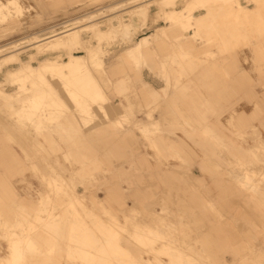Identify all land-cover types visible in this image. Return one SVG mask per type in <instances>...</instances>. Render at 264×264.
Returning <instances> with one entry per match:
<instances>
[{
    "label": "rangeland",
    "instance_id": "374dc122",
    "mask_svg": "<svg viewBox=\"0 0 264 264\" xmlns=\"http://www.w3.org/2000/svg\"><path fill=\"white\" fill-rule=\"evenodd\" d=\"M195 1L0 6V264H264V0ZM240 4L252 11L238 15ZM93 24L111 31L96 41ZM74 26L107 73L5 81L45 58L87 59L85 46L39 45ZM144 32L152 55L124 56ZM77 245L91 254L79 258Z\"/></svg>",
    "mask_w": 264,
    "mask_h": 264
},
{
    "label": "bare ground",
    "instance_id": "6f19581e",
    "mask_svg": "<svg viewBox=\"0 0 264 264\" xmlns=\"http://www.w3.org/2000/svg\"><path fill=\"white\" fill-rule=\"evenodd\" d=\"M11 0H8V2H3V1H1L0 0V6L1 5H3L2 6V9L3 10H5L10 4H12L11 2H10ZM194 2H196L195 0H193ZM154 2V1H153ZM193 2V3H194ZM130 3V2H129ZM134 3V2H133ZM149 4H150V2H148ZM173 3V2H172ZM111 4V3H110ZM152 4V3H151ZM163 4H164V2H163ZM165 5H166V3H165ZM164 5V6H165ZM12 6V5H11ZM143 6V5H142ZM141 6V7H142ZM147 6L148 5H144V7H146L147 8ZM211 6V5H210ZM144 7H142V8H144ZM237 7V6H236ZM119 8V7H118ZM22 9V8H21ZM116 9V8H115ZM8 10V9H7ZM132 10V9H131ZM130 10V11H131ZM135 11H136V8L134 9ZM139 10H140V12H139ZM148 10V9H147ZM147 10H142L141 8L140 9H138V12L140 13V15H146L147 17H148V14H147ZM162 10V9H161ZM238 15L239 14H241V13H243V12H245V11H252L250 8H244L241 4L238 6ZM16 11H17V9H16ZM129 11V12H130ZM133 11V10H132ZM15 12V11H14ZM22 12V11H21ZM128 12V13H129ZM137 12V11H136ZM160 12V11H159ZM175 13H177V14H180L181 13V16H179V15H177L178 17H180V18H182L183 19V17H184V19L186 18V17H191V12L187 15L186 13H184L183 14V12H182V10H175L174 11ZM9 13V12H8ZM8 13L6 12L5 14H2V15H4V16H6V15H8ZM19 13V12H18ZM132 13V12H131ZM131 13H130V18H131ZM135 12L133 11V13L132 14H134ZM139 13H138V15H139ZM156 13V12H155ZM164 13V12H163ZM166 13V12H165ZM164 13V14H165ZM94 14V13H93ZM137 14V13H136ZM246 14V13H245ZM187 15V16H186ZM209 15H210V12H204L203 14H200L197 18H193V16H192V19H194L195 21H200V20H202V19H204V18H206V19H208V17H209ZM88 16V15H87ZM150 16V15H149ZM154 16V15H153ZM147 17H145L144 16V18L145 19H148ZM118 18V17H117ZM129 18V19H130ZM150 18V17H149ZM152 18V17H151ZM155 18V17H154ZM81 19V18H80ZM188 19V18H187ZM187 19H185L186 21H187ZM206 19L204 20V21H206ZM119 20H120V18H119ZM138 20V19H137ZM144 20V19H143ZM90 21H91V19H90ZM108 21V20H107ZM121 21V20H120ZM145 21H147V20H145ZM144 22V21H143ZM91 23V22H90ZM105 23V22H104ZM108 24H110L109 22H107ZM131 23L132 22H129V24H130V26H131ZM86 24V23H85ZM92 24V23H91ZM129 24H124V28L122 29V30H124L123 32L120 30L119 31V34H120V32H122L121 34H122V36H124L125 38L126 37H128V38H130V35H132V33L134 32V30H133V32H131V29H130V26H129ZM193 24V23H192ZM144 25V24H143ZM175 25V24H174ZM81 26V25H80ZM84 26H86V25H84ZM111 26V29H116L117 28V26L116 25H110ZM75 27H77V26H74L73 28H68V29H66L65 31H63V33L61 34V35H58V36H52L51 38H50V36H48L49 38L47 39V40H45L44 39V41H41L40 42V44L39 45H44V47H48V49H50V50H54V49H58V50H61V49H66V50H68V51H70L71 52V50H73L74 51V48H76V47H78V46H85L87 49H88V51H89V57L86 59V56L85 55H83V54H72L71 56H70V58H68L67 60H65L64 59V61H62V62H56L55 60H54V58H45V59H43V60H41V62H40V65L37 67V66H33L32 64H23L22 66H20L18 69L16 68V69H13V70H7L6 71V73H5V76H6V79H5V81L6 80H9V79H11L12 77L14 78V79H16L15 81H24L25 79H27V78H30V77H35V75H37L36 77H39V76H41V74H40V72L41 71H44V70H46L47 68H50L51 70H53L54 72H56L57 71V73L59 72V73H61V75L66 71L67 72V70L66 69H69L70 71V74L71 73H77V72H80V73H78L76 76L78 77V75L80 76V74H83V75H81L79 78H78V80L76 79L75 80V77H74V75H73V77H74V82H78V83H81V81L82 80H84V79H91V74H90V70H91V67L92 66H95V67H97L98 69L97 70H95L96 72L97 71H100L99 69H101V70H103V71H105L106 72V69H105V61L103 60V58H102V56H101V53H102V51H101V49L97 46V45H95V44H93L92 43V41L91 40H88V39H84L83 37H82V35H81V33H82V31L83 30H79V29H77V28H75ZM90 27V28H89ZM89 27H88V25L86 26V28L88 29V30H92V32H93V34H94V36H96V37H94L93 36V38H97L98 40H101L102 41V39H103V33H105L106 31H111L110 29H107L106 31L105 30H103V29H101L99 26H97V24L96 25H89ZM109 27V26H108ZM84 28V27H83ZM85 28V29H86ZM110 28V27H109ZM165 29V28H164ZM116 32H118V31H116ZM129 32H131V33H129ZM60 34V33H59ZM92 34V35H93ZM106 34V33H105ZM111 33L109 32V35H108V33H107V35L106 36H112V34L110 35ZM130 34V35H129ZM52 35V34H51ZM56 35V34H55ZM144 36V35H143ZM145 38H146V36H144ZM148 37V36H147ZM33 38V37H32ZM45 38V37H44ZM47 38V37H46ZM144 38V40H140L141 42H139V43H137V44H135V45H133V46H130L129 48H128V52H129V54H130V58L132 57L133 58V56L135 57V56H137V55H141L142 54V50H143V48H144V46H145V43L147 42V40H150V39H145ZM151 38V37H150ZM97 39H96V41H97ZM131 39V38H130ZM154 39H155V37H154ZM31 41H32V39H31ZM35 41V40H34ZM39 43V42H38ZM96 43V42H95ZM97 44V43H96ZM29 46V45H28ZM85 49V48H84ZM78 50V49H77ZM4 52V51H3ZM74 53H76V52H74ZM83 53V52H82ZM106 56V55H105ZM55 57V56H54ZM59 57H62V54H59L58 56H57V58H59ZM63 59V58H62ZM46 65H48V66H46ZM44 66H46L45 68H43V69H41L40 71H39V69L40 68H42V67H44ZM39 72V74H37ZM50 73V72H49ZM98 73V72H97ZM107 73V72H106ZM103 74V73H102ZM98 75H100V72H99V74ZM21 76V77H20ZM63 76V75H62ZM103 76V75H102ZM20 77V78H19ZM64 77V76H63ZM73 77H71V79L73 78ZM101 77V76H100ZM62 78V77H61ZM105 79V78H104ZM105 81V80H104ZM24 82H26V81H24ZM1 84H3V83H1ZM26 86H28V85H26ZM52 89V88H51ZM34 90V89H33ZM38 92V91H37ZM5 94H8V93H6L5 91H4V89H0V96L1 95H5ZM17 95V94H16ZM40 95V94H39ZM79 95V93L78 94H75V97L76 96H78ZM13 103H14V100H13ZM45 107V106H44ZM35 147V146H34ZM46 157V156H45ZM61 171V170H60ZM72 172V171H71ZM67 173V172H66ZM184 173V172H183ZM64 174V173H63ZM61 175V174H60ZM59 177V176H58ZM65 179V178H64ZM68 179V178H67ZM69 180V179H68ZM58 181V180H57ZM58 184V183H57ZM64 184H65V182H64ZM71 186V185H70ZM74 186V185H73ZM72 188V187H71ZM77 197V196H76ZM14 206V205H13ZM85 206V205H84ZM85 207H87V206H85ZM84 207V208H85ZM133 207V206H132ZM138 207V206H137ZM75 208V207H74ZM89 208H91V207H89ZM135 208V207H134ZM87 209H88V207H87ZM92 209V208H91ZM139 209V208H138ZM170 212V211H169ZM28 213V212H27ZM139 213H141V212H139ZM166 215L168 214V213H165ZM164 214V215H165ZM150 215V214H149ZM169 215V214H168ZM161 217H163V216H161ZM22 218V217H21ZM31 218V217H30ZM158 218V217H157ZM166 218H167V216H166ZM6 219V218H5ZM160 219V218H159ZM129 220V219H128ZM25 221H26V219H25ZM174 221V220H173ZM110 222V221H109ZM163 222V221H162ZM180 222H182V221H180ZM150 223V222H149ZM165 224V223H164ZM182 224V223H181ZM180 224V225H181ZM60 225V224H59ZM143 225V224H142ZM148 225V224H147ZM146 225V226H147ZM166 225V224H165ZM169 225V224H168ZM184 225V224H183ZM145 226V227H146ZM166 228H167V226H165ZM60 228V227H59ZM150 228V227H149ZM161 228H162V226H161ZM160 228V230H162ZM173 229V228H172ZM63 230V229H62ZM106 230V229H105ZM58 231V230H57ZM60 231V230H59ZM171 231H173V230H171ZM162 232H163V230H162ZM174 233V235H175V232H172V234ZM171 234V235H172ZM30 235H32V234H30ZM33 235H34V233H33ZM38 235V234H37ZM54 235V234H53ZM121 235V234H120ZM166 235V234H165ZM36 236V235H35ZM55 236V235H54ZM159 236H160V234H159ZM162 236H164V235H162ZM161 236V237H162ZM169 236V235H168ZM178 236V234L176 235V237ZM29 236H27V238H28ZM173 237V236H172ZM172 237H170L169 236V238H167V236H166V239H167V243H168V240L170 239V238H172ZM30 238V237H29ZM29 238L28 239H26V240H29ZM37 238V237H36ZM45 238V237H44ZM70 238V237H69ZM102 238V237H101ZM163 238V237H162ZM174 238V237H173ZM34 239V238H33ZM38 239V238H37ZM36 239V240H37ZM66 239H67V237H66ZM158 239V238H157ZM156 239V240H157ZM164 239V238H163ZM165 239V240H166ZM39 240V239H38ZM101 240V242H102V239H100ZM100 240H98V241H100ZM49 241V240H48ZM54 241V240H53ZM52 241V242H53ZM161 241V240H160ZM20 242H22V241H20ZM33 242V241H32ZM51 242V243H52ZM65 242V241H64ZM67 242V241H66ZM70 242V241H69ZM105 242H106V240H105ZM108 242V241H107ZM172 242V241H171ZM184 242H186V241H184ZM28 243V245H29V242H27ZM96 243V242H95ZM166 243V244H167ZM25 244V243H24ZM24 244L22 245V246H24ZM32 244V243H31ZM30 244V245H31ZM41 244V243H40ZM70 244V243H69ZM165 244V245H166ZM171 244V243H170ZM170 244L168 243V245L170 246ZM21 245V244H20ZM27 245V246H28ZM98 245H99V243H98ZM187 244L185 243V246H186ZM17 246V245H16ZM32 246V245H31ZM35 246V245H34ZM37 246V245H36ZM78 246V245H77ZM76 246V247H77ZM101 246V245H100ZM164 246V245H163ZM162 246V247H163ZM44 248H43V250L44 249H46V245L45 246H43ZM54 247V246H53ZM63 247H64V244H63ZM68 247H71V245H69ZM103 247V246H102ZM107 247V246H106ZM121 247V246H120ZM165 247V246H164ZM171 247V246H170ZM15 248V247H14ZM37 248H39V247H37ZM84 247H81V249L79 248V246H78V250H76V252L78 253V256H79V258L80 257H82L83 255H84V253L85 254H87L88 256H89V254L88 253H90V252H88L86 249H83ZM119 248V247H118ZM185 248V247H184ZM190 248H191V246H190ZM20 249V248H19ZM18 249V250H19ZM21 249H23V248H21ZM20 249V250H21ZM34 249V248H33ZM160 249H162V252H163V248H160ZM166 249H168V248H166ZM166 249H165V251L163 252V253H165L166 252ZM187 249V248H186ZM192 249V248H191ZM20 250H19V252H20ZM50 250V249H49ZM72 250V249H71ZM118 250H120V248L118 249ZM125 250L126 249H124V252H125ZM128 250V249H127ZM126 250V251H127ZM12 251H14V250H12ZM22 251V250H21ZM62 251H64V250H62ZM61 251V252H62ZM65 251H66V247H65ZM64 251V252H65ZM186 251V250H185ZM24 252H26L25 250H24ZM119 252H122V249L119 251ZM129 252V251H128ZM137 252V251H136ZM139 252V251H138ZM161 252V251H160ZM12 254L14 253V252H11ZM15 253H16V251H15ZM15 253H14V255H15ZM54 253V252H53ZM168 253V252H167ZM18 254V253H17ZM16 254V255H17ZM20 254V253H19ZM21 254H23V253H21ZM20 254V255H21ZM27 254V253H26ZM25 254V255H26ZM28 254H29V252H28ZM66 255H70V252H69V254H67V253H65ZM91 254V253H90ZM105 254H106V252H105ZM121 254V253H120ZM119 253H118V255H120ZM130 254V253H129ZM140 254V253H139ZM166 254V253H165ZM188 254V253H187ZM9 255V254H8ZM13 255V257H15ZM20 255H19V257H20ZM25 255H24V257H25ZM56 255H58L57 253H56ZM93 255V254H92ZM126 255H128V253L126 254ZM125 255V256H126ZM194 255V254H193ZM38 256H40V255H38ZM62 256V255H61ZM95 256V255H94ZM97 256V255H96ZM134 256V255H133ZM178 256V255H177ZM183 255H181V257H182ZM17 258H18V256H16ZM28 257V256H27ZM71 257V256H70ZM129 257H131V256H129ZM128 257V258H129ZM156 257V256H155ZM160 256H158V258H159ZM171 257H172V255H171ZM174 257H175V255H174ZM190 256H188V258H189ZM191 257H192V255H191ZM194 257H195V255H194ZM10 258H11V256H10ZM23 258V257H22ZM26 258V257H25ZM25 258H24V260H25ZM39 258V257H38ZM69 258V257H68ZM134 258H136V257H134ZM145 258V257H144ZM202 258H203V256H202ZM12 259V258H11ZM36 259H37V257H36ZM65 259H67V258H65ZM64 259V260H65ZM126 259H127V257H126ZM156 259V258H155ZM161 258H159L158 260H160ZM164 259V258H163ZM172 259V258H171ZM174 259V258H173ZM191 259V258H190ZM198 259V258H197ZM15 260H16V258H15ZM19 260V259H18ZM18 260H16V262H18ZM21 260V259H20ZM30 260H31V258H30ZM58 260H60L59 258H58ZM63 260V259H62ZM127 260H129V259H127ZM126 260V261H127ZM132 260H133V258H132ZM139 260V259H138ZM142 261H143V259H141ZM144 260H146V259H144ZM154 260V259H153ZM157 260V261H158ZM162 260V259H161ZM175 260H176V258H175ZM12 261V260H11ZM26 261V260H25ZM125 261V260H124ZM141 261V262H142ZM155 261V260H154ZM157 261H156V263H157ZM185 261V260H184ZM191 261H193V260H191ZM15 262V261H14ZM46 262V261H45ZM128 262V261H127ZM131 262V261H130ZM129 262V264H131ZM133 262V261H132ZM135 262V261H134ZM134 262H133V264H134ZM137 262V261H136ZM146 262V261H145ZM159 262V261H158ZM163 262H164V260H163ZM173 262V261H172ZM207 262H209V261H207ZM207 262H206V264H207ZM12 263H13V261H12ZM33 263H34V261H33ZM33 263H31V264H33ZM48 263V262H47ZM59 263V262H58ZM122 263H124V262H122ZM139 263V262H138ZM144 263V262H143ZM196 263V262H195ZM210 263V262H209ZM208 263V264H209ZM28 264V263H27ZM128 264V263H127ZM136 264V263H135ZM140 264V263H139ZM149 264H151V261H150V263ZM159 264V263H158ZM161 264V263H160ZM172 264V263H171Z\"/></svg>",
    "mask_w": 264,
    "mask_h": 264
},
{
    "label": "crops",
    "instance_id": "0c3cea01",
    "mask_svg": "<svg viewBox=\"0 0 264 264\" xmlns=\"http://www.w3.org/2000/svg\"><path fill=\"white\" fill-rule=\"evenodd\" d=\"M166 13H169V12H171V8H165V10H164ZM199 11V10H198ZM196 12V11H195ZM195 12H194V16L196 15L195 14ZM150 15V12L148 13V19H149V17L151 16H149ZM197 16H195V18H196ZM147 19V20H148ZM137 20V19H136ZM140 20V19H139ZM135 27H137V23H136V21H135ZM160 29H163V27H160ZM146 36V38L144 37V36ZM154 35V32H144L143 34H141L138 38H137V40H136V43L135 44H137V43H139V42H141L142 40H144V38L145 39H152V36ZM148 36V37H147ZM151 37V38H150ZM141 40V41H140ZM150 40H147V42L146 43H150ZM139 41V42H138ZM146 43H145V46H144V48H143V50H142V54L141 55H137V56H135V57H138V56H141V57H149L150 55H152V52H153V49L149 46V45H146ZM134 44V45H135ZM123 54H124V56H129L130 57V54H129V52H128V48L127 49H124L123 50ZM105 69H106V72H107V68H106V62H105ZM112 71H115L114 69L112 70ZM109 80H110V77L108 78ZM163 87V86H162ZM164 88V87H163ZM150 93L151 94H156V93H158V92H156L155 90H153V89H151L150 90Z\"/></svg>",
    "mask_w": 264,
    "mask_h": 264
}]
</instances>
